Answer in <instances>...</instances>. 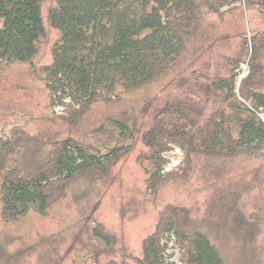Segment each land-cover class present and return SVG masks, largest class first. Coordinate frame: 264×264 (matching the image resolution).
<instances>
[{"label":"trees","instance_id":"obj_1","mask_svg":"<svg viewBox=\"0 0 264 264\" xmlns=\"http://www.w3.org/2000/svg\"><path fill=\"white\" fill-rule=\"evenodd\" d=\"M48 1L0 0L1 61L33 65L47 36L42 8ZM241 7L264 13V0H55L47 22L59 39L52 49L51 65L35 68L34 73L46 85L50 106L70 109L65 119L74 123L95 104L117 103L124 95L174 73L203 37L209 16L222 19ZM237 66L229 75L211 80L220 102L209 116L185 107H166L156 118L157 126L141 136L148 152L139 161L153 196L170 178L163 158L170 145L185 156L184 167L174 174L177 178L190 172L193 157L264 156L261 52L256 49L238 96ZM112 121L117 141L105 154L66 138L52 144L47 159L27 169L17 165L5 171L6 154L15 141H0L3 222H18L30 213L47 216L74 182L108 178L137 140L128 122L120 117ZM213 239L197 225L189 209L168 205L160 211L153 234L144 240L138 263L177 264L169 255L174 241L179 264H227ZM113 245L112 237L94 223L86 258L95 260L111 252Z\"/></svg>","mask_w":264,"mask_h":264},{"label":"rangeland","instance_id":"obj_2","mask_svg":"<svg viewBox=\"0 0 264 264\" xmlns=\"http://www.w3.org/2000/svg\"><path fill=\"white\" fill-rule=\"evenodd\" d=\"M54 3L43 5L47 36L33 65L0 60V141H15L6 154L5 171L17 165L37 166L52 153L54 142L66 138L105 154L116 144L118 131L112 120L119 117L128 122L137 140L108 178L74 182L47 216L30 213L18 222L5 223L0 193V264H139L143 242L168 205L189 209L197 225L212 235L227 264H264V156L193 157L190 172L177 178L174 174L185 156L170 145L163 155L165 175L170 178L156 196L147 190V175L139 161L148 152L141 136L157 126L158 115L175 106L209 116L220 102L211 80L229 75L236 64L239 95L256 49L264 62V13L241 7L222 19L209 16L203 37L174 73L117 103L95 104L72 123L65 119L70 109L50 106L46 85L34 73L35 68L51 65L59 39L47 22ZM94 223L114 242L111 252L95 260L86 258L85 250ZM173 243L169 249L176 251L169 255L179 264V248Z\"/></svg>","mask_w":264,"mask_h":264},{"label":"built area","instance_id":"obj_3","mask_svg":"<svg viewBox=\"0 0 264 264\" xmlns=\"http://www.w3.org/2000/svg\"><path fill=\"white\" fill-rule=\"evenodd\" d=\"M260 118L262 119V121L264 122V116H263V114L262 115H260Z\"/></svg>","mask_w":264,"mask_h":264}]
</instances>
